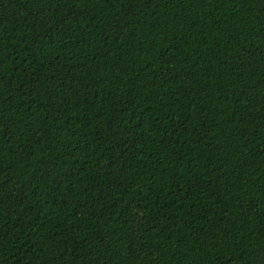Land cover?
<instances>
[{"label":"trees","instance_id":"1","mask_svg":"<svg viewBox=\"0 0 264 264\" xmlns=\"http://www.w3.org/2000/svg\"><path fill=\"white\" fill-rule=\"evenodd\" d=\"M264 0H0V264H260Z\"/></svg>","mask_w":264,"mask_h":264},{"label":"snow or ice","instance_id":"2","mask_svg":"<svg viewBox=\"0 0 264 264\" xmlns=\"http://www.w3.org/2000/svg\"><path fill=\"white\" fill-rule=\"evenodd\" d=\"M260 264H264V259H261Z\"/></svg>","mask_w":264,"mask_h":264}]
</instances>
